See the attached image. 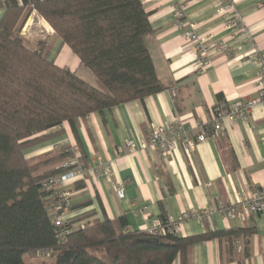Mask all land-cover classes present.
<instances>
[{
  "label": "crops",
  "instance_id": "obj_1",
  "mask_svg": "<svg viewBox=\"0 0 264 264\" xmlns=\"http://www.w3.org/2000/svg\"><path fill=\"white\" fill-rule=\"evenodd\" d=\"M220 1L140 0L152 29L151 58L167 89L143 101L77 120L76 136L64 123L61 135L26 151L25 157L32 158L60 147L76 146L86 163L95 157L109 165L108 176L83 182V188L71 191V210L63 219L73 223V229L104 217L112 221L122 217L127 230L146 231L162 215L175 218L182 213L213 211L219 201L234 203L264 187V109L260 107L254 108L244 122L226 124L215 139L197 144L193 151L181 146L166 154L125 149L127 142L146 140L154 127L173 120L183 123L195 136L200 129L192 126L195 122L207 123L217 102L230 104L256 96L259 63L255 57L264 59V12L258 8L259 0H238L235 7L248 33L239 37L224 30L223 18L218 14ZM179 4L185 7L182 29L176 27L173 12ZM2 15L0 9V20ZM35 19L39 20L33 13L20 35L33 45L44 44L43 31L37 30ZM39 25L55 36L46 23ZM190 25L195 26L197 35L211 36L213 43L226 44L230 49L228 53H212L201 74L196 72L194 47L185 34ZM56 41L61 46L60 40ZM78 63L69 50L56 65L68 69ZM83 74L85 82L97 88V81L87 69ZM116 183L123 184L121 199L114 191ZM229 229H250L252 233L240 237L229 255L226 243L217 240L193 245L188 264H264V211L242 221L211 212L210 223L195 219L185 222L181 236Z\"/></svg>",
  "mask_w": 264,
  "mask_h": 264
},
{
  "label": "trees",
  "instance_id": "obj_2",
  "mask_svg": "<svg viewBox=\"0 0 264 264\" xmlns=\"http://www.w3.org/2000/svg\"><path fill=\"white\" fill-rule=\"evenodd\" d=\"M0 9V264H188L193 245L217 240L229 255L240 237L251 235L229 229L152 236L127 230L122 217L78 229L63 219L56 227V199L42 184L64 171L69 147L32 158L25 153L61 135L64 123L76 136L77 120L167 89L150 54L149 15L140 0H0ZM33 13L103 90L58 67L43 43L20 35ZM83 187L79 181L69 190Z\"/></svg>",
  "mask_w": 264,
  "mask_h": 264
},
{
  "label": "built area",
  "instance_id": "obj_3",
  "mask_svg": "<svg viewBox=\"0 0 264 264\" xmlns=\"http://www.w3.org/2000/svg\"><path fill=\"white\" fill-rule=\"evenodd\" d=\"M238 0H221L219 4L218 14L223 18V28L226 31L233 32L239 37L248 35L242 17L236 10ZM258 8L264 12V0L258 1ZM176 27L182 29L185 25V7L181 4L174 9ZM186 38L193 44L196 56V72L201 74L209 65L210 55L214 52L228 53L229 48L223 43H213L211 36H199L195 33V26L190 25L185 33ZM256 56V53L253 55ZM259 63V71L256 79V96L252 99L238 101L227 104L219 101L215 105L209 121L207 123L195 122L192 129H200V132L192 136L185 129L183 123L173 120L168 125L154 127L146 140L138 142L129 141L125 144V149L134 152H155L166 154L174 150L177 146H181L186 151H193L197 144L205 142L207 139H215L221 132L223 127L228 124L235 126L240 122H244L256 107L264 109V59L255 57ZM71 156L67 158L60 166L63 172L56 176L50 177L42 184L43 188L52 192L56 199V203L52 209L53 224L60 227L63 216L68 213L70 207L71 191L69 188L75 182H87L88 180H97L100 177L109 175V165L100 159L92 157L88 163L83 162L82 155L76 146H70ZM122 149L120 150V152ZM114 191L119 199L123 197V184H114ZM264 211V187L256 189L247 198L238 200L234 203H226L219 201L213 211L200 210L198 212L188 214L182 213L175 218L167 215L165 221L160 219L150 223L146 232L149 235L157 236L171 233L174 235H182V226L190 219H195L203 223L211 222V212L217 213L227 220H245L253 215ZM57 212H61V216H56ZM64 232H60L59 236Z\"/></svg>",
  "mask_w": 264,
  "mask_h": 264
},
{
  "label": "rangeland",
  "instance_id": "obj_4",
  "mask_svg": "<svg viewBox=\"0 0 264 264\" xmlns=\"http://www.w3.org/2000/svg\"><path fill=\"white\" fill-rule=\"evenodd\" d=\"M35 16H37V15L35 14ZM38 18H39L38 21H37V19H35L36 22L34 23V25H36L37 30H42L43 31V33L41 34V36L43 37L42 41L43 42H46V43H44V45L45 46H48V48L50 49L49 50V56H50V58H54L55 64L60 65V61L61 60H64L65 53L69 52V50L66 47H62L61 48V46L58 43V41H56V40H58V37H56L54 35H51L52 33H49V31H46L43 26L40 27L39 24L40 23L41 24H45V22L40 17H38ZM50 37H52V38H50ZM68 69H70L71 71H73L78 77H80L84 81H87V78L83 74V70L85 68L82 65H80L79 63H78L77 66H74V68H68ZM97 89L103 90V88L98 83H97Z\"/></svg>",
  "mask_w": 264,
  "mask_h": 264
}]
</instances>
